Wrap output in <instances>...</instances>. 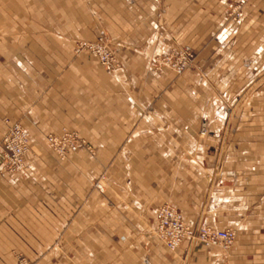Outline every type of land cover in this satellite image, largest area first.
I'll return each instance as SVG.
<instances>
[{
	"label": "crops",
	"instance_id": "0c3cea01",
	"mask_svg": "<svg viewBox=\"0 0 264 264\" xmlns=\"http://www.w3.org/2000/svg\"><path fill=\"white\" fill-rule=\"evenodd\" d=\"M232 1L0 0V139L6 119L66 125L122 158L114 194L45 149H31L23 174H0V264L20 253L34 264H264V0L225 24ZM59 24L105 33L118 73L61 46ZM184 44L195 70H151ZM163 203L191 226L233 228L234 244L168 250L149 232Z\"/></svg>",
	"mask_w": 264,
	"mask_h": 264
},
{
	"label": "rangeland",
	"instance_id": "374dc122",
	"mask_svg": "<svg viewBox=\"0 0 264 264\" xmlns=\"http://www.w3.org/2000/svg\"><path fill=\"white\" fill-rule=\"evenodd\" d=\"M247 1L248 0H233L230 4L225 6V24H233L241 19L243 9ZM70 25L72 28L69 27V24H59L61 46L66 45V43L70 41L72 43L73 53L75 55L87 54L90 57L96 59L102 68L108 70L112 74L118 73L119 69H121V61L119 60L116 49L105 33L98 34L95 38H86L82 35V28H78L79 25L81 26L83 24ZM77 33H79V35ZM149 65L151 70L157 74H163L166 71H171L177 78H179L186 72L195 70L197 66V52L190 44H184L182 46L173 47L161 54L154 55L151 58ZM4 123L6 125V131L0 139V164L2 155L1 153L4 151L3 139L8 135L13 134V128H20L25 133V140H20L18 137L14 136L13 140L15 150L17 149V146H20L22 147V153L11 166L2 168L0 170V174H23L26 170L27 158L31 149H45L49 151L55 160H57L61 166V170L65 172H68L69 170L72 172L77 181L89 182L91 184L92 191L104 192L107 189L108 193H115L116 161L117 159L121 160L122 158H118L114 155V145H110L109 142L106 141L102 142L100 140H95L93 138V134L85 135L79 128L69 127L66 125H60L58 128L53 129L46 125H32L27 127L19 122H10L7 119L4 120ZM207 132V124L205 122L201 123L199 135L205 136ZM89 135L92 138H90ZM106 150H109L112 155L106 156ZM10 153H12V151ZM162 205H167L173 208L167 203L159 205L158 208ZM158 208L154 213L155 225H152L151 230L149 227V232L158 240H160L156 234L157 225L155 220V214ZM173 209L177 211L175 208ZM177 212L181 215L179 211ZM181 217L183 219L182 215ZM184 222L191 226L185 220ZM198 226L200 228L207 227L200 224L191 227L195 228ZM185 240H189L190 242H200L205 246H216L206 245L199 240L193 241L189 238ZM219 247L222 248L221 246ZM167 249L170 251L176 250H171L169 248ZM17 255L24 256L21 253ZM24 257L29 260L26 256ZM29 262L34 264L30 260Z\"/></svg>",
	"mask_w": 264,
	"mask_h": 264
},
{
	"label": "built area",
	"instance_id": "2783aa9c",
	"mask_svg": "<svg viewBox=\"0 0 264 264\" xmlns=\"http://www.w3.org/2000/svg\"><path fill=\"white\" fill-rule=\"evenodd\" d=\"M13 134L8 135L3 139L4 151L1 153L2 168L11 166L22 153V147L17 146L15 150L14 136L20 140H25V133L18 127L12 129ZM12 151V153H10ZM156 220V234L164 245L174 250L185 239L199 240L206 245L221 246L224 249H229L234 244L236 231L233 228H227L225 230L213 231L210 228L191 227L187 225L182 219L181 215L173 208L162 205L158 208L155 214ZM15 264H32L22 255L16 256Z\"/></svg>",
	"mask_w": 264,
	"mask_h": 264
}]
</instances>
